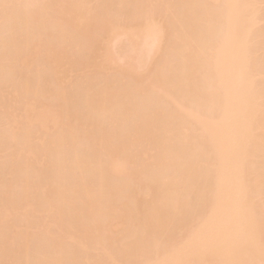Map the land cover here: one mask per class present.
Masks as SVG:
<instances>
[{"label":"bare ground","instance_id":"1","mask_svg":"<svg viewBox=\"0 0 264 264\" xmlns=\"http://www.w3.org/2000/svg\"><path fill=\"white\" fill-rule=\"evenodd\" d=\"M92 1L0 7V264H261L260 0Z\"/></svg>","mask_w":264,"mask_h":264},{"label":"rangeland","instance_id":"2","mask_svg":"<svg viewBox=\"0 0 264 264\" xmlns=\"http://www.w3.org/2000/svg\"><path fill=\"white\" fill-rule=\"evenodd\" d=\"M93 1H95V3L97 4L98 1H100V0H98V1H97V0H93ZM93 1H92V2H93ZM96 1H97V2H96ZM93 3H94V2H93ZM93 3H91V4H92V5H91L92 8L94 7V6H93ZM96 4H94V5H96ZM99 4L101 5V3H98V4H97V8H98V6H100ZM89 7H90V6H89ZM95 8H96V6H95ZM79 74H80V73H79ZM79 74L74 73V74H72V76H71L70 78H73L72 80H76L77 82H79V81L81 80L80 78H82L81 74H80V75H79ZM95 78H96V77H95ZM77 79H79V80H77ZM72 80L70 79V81H72ZM72 83H76V82L72 81ZM72 83H71V84H72ZM74 86H75V88H73ZM76 87L78 88V85H77V84L72 85V88H73L74 92H75ZM70 90H71V89H70ZM73 90H72V91H73ZM69 92H70V91H69ZM74 92H73V93H74ZM53 104H54V103H53ZM0 172H1V171H0ZM2 172H3V171H2ZM13 215H14V213H13ZM11 216H12V215H11ZM13 217H14V216H13ZM12 219H13V218L9 219V221H12ZM9 221H8V222H9ZM21 222H22L23 224L21 223V224L19 225V224L16 222V225H14V226H17V228L20 226V227H19L20 229H21V226H22V225L26 226L27 222H26V224L24 223L25 221H21ZM10 224H11V223H10ZM10 224H9V225H10ZM10 226H11V225H10ZM24 226H22V227L24 228ZM11 227H12V226H11ZM11 227H9V228H11ZM9 228H8V233H7V235H8L9 233H10V234H13V233H14V232L12 231V230L14 229V227L12 228V230L9 229ZM17 228L15 227L14 230L16 231ZM19 228H18V229H19ZM23 228H22V229H23ZM22 229H21V231H22ZM43 229H44V228H43ZM9 230H10V231H9ZM62 231H63V230H62ZM11 232H13V233H11ZM51 232H52V231H51ZM64 232H65V231H63V237H61L63 241H64V239H65V240L67 239L66 237H68V235L64 236ZM52 233L54 234V232H52ZM52 233H50V234H52ZM57 233H58V232H57ZM10 236H11V235H9V237H10ZM14 238H15L16 240H18V239H17L18 237H17L16 235H15L13 238H11V239L13 240ZM68 239H69V238H68ZM68 239H67V240H68ZM13 241H14V240H13ZM12 247H13V246H12ZM13 249H14V248H12V250H13ZM15 249H16V248H15ZM15 249H14V250H15ZM14 250H13V251H14ZM91 253H92V252H91Z\"/></svg>","mask_w":264,"mask_h":264},{"label":"snow or ice","instance_id":"3","mask_svg":"<svg viewBox=\"0 0 264 264\" xmlns=\"http://www.w3.org/2000/svg\"><path fill=\"white\" fill-rule=\"evenodd\" d=\"M261 9L264 10V0H260ZM0 7H9L6 0H0ZM153 26L161 34H163V22L162 21H152ZM261 264H264V260L261 261Z\"/></svg>","mask_w":264,"mask_h":264}]
</instances>
